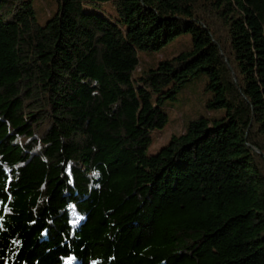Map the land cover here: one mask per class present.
<instances>
[{"label": "trees", "instance_id": "obj_1", "mask_svg": "<svg viewBox=\"0 0 264 264\" xmlns=\"http://www.w3.org/2000/svg\"><path fill=\"white\" fill-rule=\"evenodd\" d=\"M106 3L116 22L84 12ZM57 5L42 26L0 0V264H264V0ZM201 72L225 116L147 156Z\"/></svg>", "mask_w": 264, "mask_h": 264}, {"label": "rangeland", "instance_id": "obj_2", "mask_svg": "<svg viewBox=\"0 0 264 264\" xmlns=\"http://www.w3.org/2000/svg\"><path fill=\"white\" fill-rule=\"evenodd\" d=\"M31 1L35 16L40 25L45 26L57 13V0H26ZM85 13L98 14L116 22L118 20L115 7L111 3L99 7L86 5ZM193 39L190 33H184L164 45L157 51H140L138 54L140 65L133 74V79L138 80L142 72L158 67L160 62L170 61L181 54L192 51ZM209 78L201 72L191 78L177 92L175 100H167L163 111L168 116V122L162 129L152 132V142L146 150L147 156H155L159 151L168 146L173 137H180L184 134L189 125L201 118L217 121L222 119L225 109H211L209 102L212 93L208 90Z\"/></svg>", "mask_w": 264, "mask_h": 264}]
</instances>
